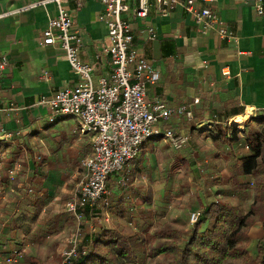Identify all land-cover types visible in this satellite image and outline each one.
Here are the masks:
<instances>
[{
	"label": "crops",
	"instance_id": "0c3cea01",
	"mask_svg": "<svg viewBox=\"0 0 264 264\" xmlns=\"http://www.w3.org/2000/svg\"><path fill=\"white\" fill-rule=\"evenodd\" d=\"M39 1L0 0V58L7 60L0 79V251L5 253L25 243L23 239L59 233L69 226L63 205L84 179L80 163L91 150L90 135L79 132L74 118L58 116L50 121L49 110L38 104L40 97L79 84L64 52L42 44V31L57 9L52 3L31 7ZM127 4L133 46L158 77L155 84L146 85L147 100L185 109L161 126L185 136L188 144L174 150L159 144L160 137L152 138L141 146L128 173L108 177L106 201L97 202L104 203L98 207L99 217L109 213L126 223L147 220L170 188L178 199L176 172L184 166L198 182L190 183L191 194L207 203L201 194L203 180H212L207 186L212 194L219 192L213 188L220 184L228 187L234 160L249 155L243 137L246 125L264 119V2L262 15L255 11V0L199 5L217 14L231 39L200 30L180 6L162 15L152 4L148 17L140 20L132 13L135 1ZM67 7L80 39L79 58L94 66L92 81L97 86L112 71L104 53L110 46L107 28L98 19L102 4L83 0L79 5L71 0ZM147 27L155 32L153 40ZM247 115L242 127H234L241 135L239 143L213 138L217 128L231 135L227 124ZM11 172L15 179L10 180ZM238 182L251 184L253 178L240 176ZM254 228L261 231V224L250 229V238ZM252 238L254 246L260 237Z\"/></svg>",
	"mask_w": 264,
	"mask_h": 264
},
{
	"label": "built area",
	"instance_id": "2783aa9c",
	"mask_svg": "<svg viewBox=\"0 0 264 264\" xmlns=\"http://www.w3.org/2000/svg\"><path fill=\"white\" fill-rule=\"evenodd\" d=\"M71 0H40L31 5L44 6L52 3L57 15L48 20L42 31V44L57 47L64 52V59L77 76L79 84L75 87L60 88L49 97H40L38 104L46 107L49 120L58 116L74 118L81 134L90 135L91 150L81 161L85 170L84 179L76 192L67 199L64 211L72 214L77 221L85 218L97 202L106 194V182L111 175L128 173L130 163L139 154L141 146L155 137H162L173 149L185 146L188 138L175 133L164 125L173 115L185 113L183 107L170 108L161 101L147 100V84L158 81L156 71L149 63L138 56L133 46V33L129 19L127 0H99L102 11L98 19L107 28L110 46L104 50L108 56L111 73L93 84L94 66L79 58L80 39L74 31L73 15L67 5ZM80 5L83 0H75ZM133 16L140 20L148 17L151 6L158 7L162 15H168L180 6L188 13L200 30H213L222 39H231L217 14L201 4H210L215 0H134ZM264 0H255L257 15L263 14ZM153 4V5H152ZM1 17V16H0ZM149 39L155 38V32L147 27ZM7 67L6 57L0 58V79ZM186 115L189 117L190 112ZM10 173V180L15 179ZM28 194L33 190L28 188ZM198 214H191L189 224L193 225ZM79 233V231H78ZM82 233V232H81ZM73 240L74 247L66 253L67 260L75 257L82 234ZM24 245L12 249L1 264H17L26 254Z\"/></svg>",
	"mask_w": 264,
	"mask_h": 264
},
{
	"label": "trees",
	"instance_id": "16d2710c",
	"mask_svg": "<svg viewBox=\"0 0 264 264\" xmlns=\"http://www.w3.org/2000/svg\"><path fill=\"white\" fill-rule=\"evenodd\" d=\"M251 122L257 128L246 125L243 133L249 155L234 160L227 191L241 201H246L252 192V202L246 213L226 202L202 201L203 209L198 211V219L188 234L171 227L160 229L151 237L157 243L148 251L143 249V241L131 246V241L123 239L116 231L98 226L97 233L84 236L85 244L91 247L84 248L80 244L75 257L67 264H144V257L150 260L161 255L167 259L164 264H264V119ZM236 129L227 137L217 128L213 138H224L228 144L239 143L241 135ZM240 176H252V185L240 184ZM84 214L85 218L89 217L88 211ZM90 214L99 217L96 207ZM255 222L262 224L263 236L256 244L255 254L250 255L248 232ZM137 248L141 249L140 257L136 254ZM28 261L29 264H43L37 257H30Z\"/></svg>",
	"mask_w": 264,
	"mask_h": 264
},
{
	"label": "rangeland",
	"instance_id": "374dc122",
	"mask_svg": "<svg viewBox=\"0 0 264 264\" xmlns=\"http://www.w3.org/2000/svg\"><path fill=\"white\" fill-rule=\"evenodd\" d=\"M229 125L232 126L231 123L227 124L226 127L227 130L233 131V129H236L233 126L230 127ZM248 126L254 127L255 129L257 128L255 124H249ZM158 141L159 144L166 145L167 147L173 149L171 146L168 145V142H166L165 139H160ZM186 144H188V142ZM182 148L178 150H181ZM154 152L156 153L155 150ZM172 170L173 169H171V173ZM178 171H179L178 173L176 172L177 174L176 180L179 181L178 183L180 185L179 198L178 199L174 198L175 196L172 194L173 192H171V188L168 189L167 196L158 206L159 210L157 211L155 210V213L148 215L147 220H141L137 222L129 221L128 223H126L123 220L118 219V217H114V216L111 217V214L107 213V214H103L102 218L97 216H92L94 219H90V217L88 218L83 217V220L77 221L72 214H68L64 211V206L67 201L66 200L63 205V214L68 217L70 221L69 226L59 233L57 231H54L52 233H47V235L43 237L42 236L39 238L37 237V239H30V238L23 239L25 243L22 247L26 248V254L22 257L21 260L18 261L17 264H29L28 259L30 257H37L39 260L43 262V264H67L68 260L66 258V253H68V251H70V249L74 247L73 240L76 238L80 239L78 235L82 232L80 244L84 246V248L91 247V244H85L86 242L84 236L86 234L90 235L92 233H97L98 232L97 227L103 226L101 224H104L102 229L108 228L110 230L116 231L121 237H123V239L130 240L131 246H133V243L135 245H138L140 243L142 244L143 241V247H144L143 249H145V251H148L151 247L155 246V244L157 243V240L154 239L152 240L151 238L155 234V232L165 227L179 229L181 231H184L185 234H188V231L194 225V224L193 225L189 224L190 215L198 214V211H202L203 207L200 206L201 200L198 197L197 198L194 197L190 192L189 189L190 183L193 186V183L198 184V182L195 180V177H193V175L190 173L188 166L181 167ZM209 180L211 179L207 178V181L205 183L203 180L204 191L201 192V194L203 195V199L205 198L207 203H210V201L226 202L231 204L232 206L239 207L243 213H246L248 211L247 209L250 204L249 202L250 200H248L249 199L248 197L246 201L245 200L241 201L239 198L234 196V194L232 193L228 194L227 193L228 187L223 186L222 184H220V186L216 188H213L214 190H218L219 192L212 194L207 187L212 181ZM154 184L155 182L152 183V185ZM76 190H73L72 193L76 192ZM174 193H175V188H174ZM71 194L69 195L68 199L70 198ZM149 195H151V193ZM249 197L252 199V195H250ZM103 198L104 196L102 197V200L101 199L100 200L105 202L106 200ZM214 198L217 199L214 200ZM103 202H101V205L97 203L95 207L97 209L98 207H100L101 209L104 205ZM257 223L260 222H255L253 226H255V224ZM253 226L251 228H253ZM249 232H248V236L250 242L253 236L254 238H252V240H255L258 236L260 237L256 239L254 246L251 243H249L248 245L249 254L254 255L256 244L263 236L262 224H261V231L260 230L258 231V229L255 228L252 230L251 238ZM182 238H183L182 240L184 241L186 235H184ZM11 250L6 251V253L5 251H0V264L2 262V259L6 256L5 254H9L10 253L9 251ZM102 251L107 252L108 250L102 249ZM141 253H142L141 249L137 248L136 254L140 257ZM144 258H145L144 264H164L167 261V259H165L164 256L162 255L150 260L147 259L146 257Z\"/></svg>",
	"mask_w": 264,
	"mask_h": 264
},
{
	"label": "bare ground",
	"instance_id": "6f19581e",
	"mask_svg": "<svg viewBox=\"0 0 264 264\" xmlns=\"http://www.w3.org/2000/svg\"><path fill=\"white\" fill-rule=\"evenodd\" d=\"M248 119L247 116H241L234 119H231L230 123L233 127L239 126L240 124L244 123Z\"/></svg>",
	"mask_w": 264,
	"mask_h": 264
}]
</instances>
